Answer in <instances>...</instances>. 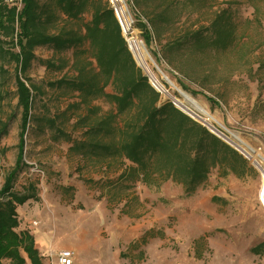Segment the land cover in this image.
Here are the masks:
<instances>
[{"label":"rangeland","instance_id":"1","mask_svg":"<svg viewBox=\"0 0 264 264\" xmlns=\"http://www.w3.org/2000/svg\"><path fill=\"white\" fill-rule=\"evenodd\" d=\"M126 1L135 23L129 42L143 45L151 73L161 82L164 75L179 89L180 79L197 95L183 92L215 120L210 126L219 129V124L236 133L264 158V0ZM164 8H168L165 17L157 19ZM51 10L55 14L48 25L52 33L65 28L83 34L92 13L88 6V13L69 21L54 7ZM138 21L151 30L149 47L144 45ZM218 30L231 34L224 45L211 44ZM195 33L204 47L191 42L167 47ZM124 40L128 50L129 42ZM34 56L25 76L38 91L23 137L24 165L13 191L23 193L34 183L37 200L17 208L19 229L35 234L49 228L57 247L76 244L85 262L96 256L104 264H264L263 180L250 161L252 171L246 176L222 175L215 168L205 184L186 196L181 186L170 181L158 188L145 186L130 177L134 172L128 163L88 160L77 153L82 151L71 148L81 132L72 125L85 108L81 105L77 110V94L57 84L74 77L76 60L77 66L88 62V43L64 51L40 46ZM45 61L54 68H46ZM0 65V122L5 126L0 136L1 187L18 154L21 109L14 64L6 58ZM163 84L167 90L160 94L163 101L180 99L175 88ZM200 92L216 98L220 109L212 108ZM194 120L210 129L202 120ZM36 169L43 171L42 183ZM256 247L258 253L252 251Z\"/></svg>","mask_w":264,"mask_h":264},{"label":"trees","instance_id":"2","mask_svg":"<svg viewBox=\"0 0 264 264\" xmlns=\"http://www.w3.org/2000/svg\"><path fill=\"white\" fill-rule=\"evenodd\" d=\"M21 0L19 10L0 0V61L6 58L14 64L17 106L21 109L18 154L14 167L4 176L0 187V264H43L33 235L19 229L17 208L28 201H36L35 184H28L25 192L15 193L13 186L23 163V137L30 122V111L38 88L29 82L25 73L35 59L34 49L49 46L56 51L76 49L88 43V62H74V77L57 82L76 93L85 114L78 116L72 127L80 132L72 150L88 160L128 163L135 176L145 186L158 188L170 181L179 185L183 193L192 195L206 183L211 171L218 168L222 175L242 178L251 172L248 160L236 150L197 123L170 101H163L160 93L135 65L127 50L117 22L106 0ZM91 9V19L80 31L59 29L50 32L48 25L55 18L51 8L66 20L75 21ZM168 8L157 16L161 20ZM155 21V20H154ZM146 47L152 43L151 30L138 21ZM211 44H225L231 36L218 30ZM191 42L204 47L199 33L187 36L167 47H180ZM172 49V48H171ZM169 49V50H171ZM160 65L157 52H151ZM46 68H54L43 62ZM3 73L0 65V74ZM180 88L196 96L177 79ZM211 107L220 109L219 101L203 94ZM101 102V104H97ZM101 105H106L103 110ZM50 125H53L51 120ZM5 126L0 122V136ZM4 151L0 150V162ZM264 245V244H262ZM259 247V246H258ZM258 247L253 248L258 253Z\"/></svg>","mask_w":264,"mask_h":264},{"label":"bare ground","instance_id":"3","mask_svg":"<svg viewBox=\"0 0 264 264\" xmlns=\"http://www.w3.org/2000/svg\"><path fill=\"white\" fill-rule=\"evenodd\" d=\"M129 48L135 58V61L137 65L148 75V78L150 79V82L156 87V89L161 94H166V86L163 84L165 82L164 75H162V81L158 80L150 71V68L147 64L145 51L143 45L139 41L129 42ZM169 81V80H168ZM166 83V82H165ZM172 86V84H169ZM176 90L179 89L176 86H172ZM173 101L176 103L177 106L181 107L182 109L189 111L188 108L195 110L197 113H199L202 116V121L206 124L210 123H216L215 120L204 110L202 109L195 101H193L188 95L183 94V96H180V99L173 98ZM227 141L236 148L239 153L243 154L248 161H250L252 164H255L256 169L261 173L262 175V195L260 197V200L264 207V158H262L260 155H258L250 146H248L246 143H244L240 137L232 132L226 133L224 132Z\"/></svg>","mask_w":264,"mask_h":264},{"label":"built area","instance_id":"4","mask_svg":"<svg viewBox=\"0 0 264 264\" xmlns=\"http://www.w3.org/2000/svg\"><path fill=\"white\" fill-rule=\"evenodd\" d=\"M2 2L9 7H16L19 10L21 0H2ZM108 7L111 9L112 14L117 22L121 35L126 38L127 42L133 39L132 27L134 26V19L128 9L126 0H106ZM133 42V41H131ZM35 173L38 176L39 183L43 182V171L36 169ZM263 205V204H262ZM34 228L38 227V222H32ZM73 252L64 249L56 254L57 264H73Z\"/></svg>","mask_w":264,"mask_h":264},{"label":"crops","instance_id":"5","mask_svg":"<svg viewBox=\"0 0 264 264\" xmlns=\"http://www.w3.org/2000/svg\"><path fill=\"white\" fill-rule=\"evenodd\" d=\"M47 230L48 231H45L41 228V231H38L35 234L34 232H30L34 237L35 245L43 258V264H57L56 254L64 249H68L73 252V264H92V262L95 264H104L103 259L96 256H93L92 259L85 262L82 254L80 253L79 246L74 243L67 242L65 245L57 247L58 240L55 239V234H50L49 228Z\"/></svg>","mask_w":264,"mask_h":264},{"label":"water","instance_id":"6","mask_svg":"<svg viewBox=\"0 0 264 264\" xmlns=\"http://www.w3.org/2000/svg\"><path fill=\"white\" fill-rule=\"evenodd\" d=\"M123 37V36H122ZM123 39H124V37H123ZM128 52L130 53V55L132 56L133 54H132V52H131V50H130V48L128 49ZM134 56H132V59H133V61H134V63L136 64V66L138 67V68H140L138 65H137V63H136V61H135V58H133ZM141 69V68H140ZM147 79H148V83L150 84V86L156 91V92H158V93H160L157 89H156V87L150 82V79L148 78V76H145ZM164 79H165V82H166V84H172V83H170L169 81H168V79L166 78V77H164ZM172 86H174L173 84H172ZM171 86V87H172ZM177 93H178V95L179 96H183V94H185V95H187L185 92H183V90L182 89H177ZM161 94V93H160ZM173 105H174V107L175 108H177L179 111H181L182 113H184L185 115H187L188 117H190L191 119H193L194 120V118H197V119H199V120H201V118L200 117H198L190 108H188L189 109V111H186V110H184V109H182L181 107H179V106H177L176 105V103L172 100V101H170ZM209 126H210V124H208ZM217 126H218V128L219 129H223V131L224 132H226V133H229L228 131H226L221 125H219V124H217ZM205 127V126H204ZM207 128V127H206ZM212 134H214L216 137H218L219 139H221L223 142H225L226 144H228L230 147H232L234 150H236L238 153H239V151L236 149V148H234L228 141H227V139H226V137H224L225 136V134H224V132H222V131H220L219 129H217V128H215V127H213V126H210V129L209 128H207ZM236 134V133H235ZM239 154H241V153H239ZM245 159H247L243 154H241ZM248 160V159H247ZM254 165V167H255V164H253ZM256 168V167H255Z\"/></svg>","mask_w":264,"mask_h":264}]
</instances>
